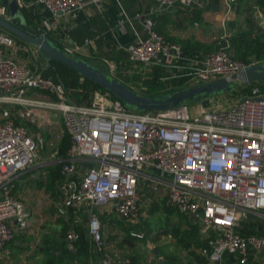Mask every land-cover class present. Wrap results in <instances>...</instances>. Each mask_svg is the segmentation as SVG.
I'll return each mask as SVG.
<instances>
[{"label": "built area", "instance_id": "built-area-1", "mask_svg": "<svg viewBox=\"0 0 264 264\" xmlns=\"http://www.w3.org/2000/svg\"><path fill=\"white\" fill-rule=\"evenodd\" d=\"M14 1L20 10L42 14L32 29L39 33L33 35L45 33L63 53L77 57L91 41L80 44L72 39L76 14L90 15L93 7L103 11L107 0ZM199 1L154 0L149 12L121 6L117 26L134 38L113 49L126 51L142 78L130 87L140 93L147 90L143 80L154 77L156 69L170 90L175 81L184 86L210 82L259 63L235 59L228 46L186 52L158 32L150 17ZM220 1L227 12L240 3ZM0 17L16 24L1 1ZM40 55L36 46L0 26V253L14 240L16 227L29 224L25 204L14 191L18 174L47 161L61 164L57 215L70 223L67 248L75 251L79 238L69 221L73 209L88 218L90 243L100 255L96 264L132 263L127 256L107 251L101 216L113 211L128 222H138L148 188L163 190L167 205L197 226L203 242L198 251L209 264H247L264 253V86L253 82L248 91L240 83L225 96L226 104L217 95L209 104L198 103L194 111L183 103L137 112L108 91L95 90L89 103H76L62 82L40 72ZM104 62L111 70L118 67L111 59ZM54 117L61 120L60 129L55 128ZM45 133L50 134L48 139ZM65 133L71 143L62 158L59 143ZM253 227L260 234L243 232ZM131 235L143 237L138 232Z\"/></svg>", "mask_w": 264, "mask_h": 264}, {"label": "crops", "instance_id": "crops-1", "mask_svg": "<svg viewBox=\"0 0 264 264\" xmlns=\"http://www.w3.org/2000/svg\"><path fill=\"white\" fill-rule=\"evenodd\" d=\"M153 5L154 0H120V3L117 0H107L104 3L103 11H99L97 7H93L90 9L92 11L90 15L87 11L78 12L73 20V30L81 26L96 32L94 38H89L91 43L81 56L94 59L92 57L93 55L99 61H103L113 55L122 57L124 59L120 58L115 60L118 63V67L115 70L108 68L109 71L123 82L130 84L132 81H135L138 84V80L134 79L135 76L139 77L138 69H135L129 61L127 52L113 49L117 44L128 45L134 38L131 33H123L117 24L121 17V6L130 12H149ZM255 6L253 2L245 4L242 6L244 9L239 12L240 4L238 3L232 11L227 12L220 0H200L199 3H193L190 6L177 4L168 10L150 14V17L156 21V27H159L162 34L168 40L170 39V41L173 39H182L211 45L216 41L219 30H223V33H220V35H232L242 28L249 30L252 26L254 28V36H264V7L259 6L261 9L257 11ZM198 13L200 15L199 18H197ZM44 14L49 15V12L45 10ZM40 17H42V14ZM249 17L251 21H247ZM31 28L33 29L34 27L31 26ZM72 39L80 43L73 38V35ZM58 119L54 117L55 124H58ZM60 128L56 126V129ZM54 164L56 162L53 161L35 164L18 174L15 180L14 191L18 198L25 204L28 211L29 224L25 229L16 227L15 239L9 242L10 244L0 253V264H27L33 261V255H35L36 264H42L45 258L43 257L44 249L42 252L40 251L45 246V237L51 235L60 241L63 240L54 231L52 232L51 230L43 228L40 232L43 235L42 241L44 242V246L41 244L38 248L31 246L28 250L26 249L24 251L23 249L25 243L22 242L24 240L22 234H25L24 232L27 228L28 232L34 236L36 224L49 223V221H56L57 219L61 220V217L57 215V192L61 178L56 181V184H53V182L50 184V178L48 177L50 172H52L51 168L54 167ZM143 193L142 201L144 207L151 206L154 202H156V207H160L164 203L163 211L166 213V217H171L175 222L171 223L172 225L168 228L160 231V238L158 240V237L156 238L153 235L154 233H150V228L147 227V224L146 226L142 224L148 222L150 218H147L151 217V213H147V210L150 211V209L147 207L144 210L143 207V213L138 222L131 223L123 220V223H120V235L113 240L107 239V251L114 256H127L131 258V264H209L207 258L198 251V248L203 245V242L198 233L197 226L192 224L187 217L180 214L173 207L167 205V198L163 190L152 191L148 188ZM151 211L153 212L155 210ZM158 211L159 215H163L162 209H158ZM112 212L105 213V215L109 216L108 220H112V223L117 219H122L116 212ZM69 218L71 224L78 225L77 222H81L80 224L88 231V218L86 215L71 211ZM64 219L67 221L66 218ZM139 224H141L140 229L133 228ZM32 225H35V227L33 226L32 228ZM105 226V223H103V228ZM192 227L197 228V232L193 231L191 229ZM128 230L141 233L143 237L131 239L127 235ZM122 233L127 236L126 240L131 242L134 247L137 240L145 237H152L153 245L148 244L151 241L148 239L147 245H143L142 251L137 249V247L131 251L128 246L132 245L123 242ZM19 236L20 239H17ZM199 242L200 244L198 245ZM36 249L37 253H34ZM17 252H20V256L23 254L21 256V262L15 261ZM144 252L152 254L145 256L143 254ZM99 258L98 255L96 260L92 261L91 259L89 263L96 264ZM263 258L264 253L259 254L257 259L247 264H262Z\"/></svg>", "mask_w": 264, "mask_h": 264}, {"label": "trees", "instance_id": "trees-1", "mask_svg": "<svg viewBox=\"0 0 264 264\" xmlns=\"http://www.w3.org/2000/svg\"><path fill=\"white\" fill-rule=\"evenodd\" d=\"M252 1L257 5L264 7V0H240L239 12L244 9L242 8L243 5L252 3ZM21 14L24 17V22H22L20 18H15L16 24L20 26L23 30L28 31L31 34H38L39 32L33 31L31 26L36 28V26L38 25V21H40L39 14L35 13L34 11L31 12L25 9L21 10ZM199 16L200 15L198 13L197 18H199ZM247 21H251L250 17L247 18ZM156 29L158 30V32L162 34V32L159 30V27H156ZM72 35L74 39H76L80 43H83L84 40L86 39L94 38L96 32L86 27L80 26L72 31ZM171 41L180 43L186 52H199V51L209 52V51L217 50L222 46H228L227 50L232 54V56L235 59L249 63L250 61H252L253 58H255L259 62H264V36L261 35L254 36V28L252 26L250 27L249 30L247 28H242L238 32L232 34L227 39L216 40L211 45H206L199 42H191L190 40H182V39H173ZM57 45L59 49L62 50L61 45H59L58 43ZM40 57L42 58L43 61L42 67L40 68V72H42V74L46 77H52L54 80L58 82H62L66 87V89L70 91L71 99L76 103H84V101L86 103H89L91 100L92 92L95 90L110 92L109 90L105 89L95 81L81 75L74 69L60 63L59 61L51 60L47 64L44 57L42 55H40ZM78 57H82L87 61H89L90 63L99 67V64L96 62V60L95 62H93L92 59L90 58L84 56H78ZM159 76H160V69H156L154 77L146 78L143 80V84L147 87V90L143 91L142 94L156 96L184 86V84H182V81H175L174 84L176 85V87L170 90H166V84L159 79ZM134 79L141 80L142 78L139 75V77L135 76ZM126 84L129 85V83ZM252 84L253 82L246 84V86L245 85L244 86L249 91L251 89ZM260 84L264 86V83H260ZM112 96L114 98H118L113 94ZM45 137L46 139H48L50 137V134L45 133ZM70 143H71L70 135L68 133H65L63 139L59 143V154L62 158L66 157ZM60 168H61V164L59 163L54 164V167L51 168L52 172H50V174L48 175V177L50 178V184L52 182L53 184H56V181L59 178H61ZM71 211L73 212L74 210L71 209L70 212ZM101 218L103 221H106L107 216L104 214L101 216ZM62 221L67 224V221L64 218L62 219ZM243 225L245 226V224ZM75 228L79 233V238L75 242L76 245L75 251L67 248V243H66V235L68 229L67 227L63 229V235L65 238L61 241L51 235H47L45 237L44 240L45 247L43 250L45 254V258L42 264H89L92 257L95 258V260L97 259L96 254L92 253L88 232L85 230V228L82 225L79 226L75 225ZM133 228L140 229L141 224L136 225ZM191 229L197 232V228L192 227ZM130 232L131 231L128 230L127 232L128 237H130L131 239L139 238V237L137 238V236L131 235ZM243 232L260 234V231H258L255 227L251 229H244ZM199 244L200 242L198 243V245Z\"/></svg>", "mask_w": 264, "mask_h": 264}, {"label": "water", "instance_id": "water-1", "mask_svg": "<svg viewBox=\"0 0 264 264\" xmlns=\"http://www.w3.org/2000/svg\"><path fill=\"white\" fill-rule=\"evenodd\" d=\"M0 1L9 7L14 18H20L24 22L21 10L14 0ZM0 26L9 30L18 38L36 46L47 64L51 60L59 61L109 90L127 106H133L140 111L167 110L186 103L188 100L209 104L210 99L221 93L233 91L237 84L264 83V62H259L246 66L239 73L232 76L183 86L156 96L145 95L136 91L113 74L108 75L102 68L97 67L86 59L66 55L59 49L56 41L45 33L33 35L2 17H0Z\"/></svg>", "mask_w": 264, "mask_h": 264}, {"label": "rangeland", "instance_id": "rangeland-1", "mask_svg": "<svg viewBox=\"0 0 264 264\" xmlns=\"http://www.w3.org/2000/svg\"><path fill=\"white\" fill-rule=\"evenodd\" d=\"M253 2V1H252ZM253 4H255L254 2H253ZM219 16V15H218ZM217 16V17H218ZM243 19V18H242ZM243 22L245 23V21H244V19H243ZM218 24V23H217ZM216 24V25H217ZM216 28V27H215ZM221 29V28H220ZM220 33H223V30H219V32H218V36L220 35ZM92 57H94V59H92V61L93 62H95V60H96V62L99 64V68H102L103 70H104V72L105 73H107L108 75L109 74H111V72L109 71V66H106L105 65V63L101 60V61H98L97 60V58H96V56H93L92 55ZM99 58H101V56H99ZM107 58H109V59H111V60H113V61H115V60H117V59H120V58H122V57H117V56H110V57H107ZM122 59H124V58H122ZM255 59V58H254ZM41 61H42V58L40 57V63H41ZM113 74V73H112ZM114 75V74H113ZM115 76V75H114ZM239 85L240 84H237V86L236 87H238L239 88ZM235 87V88H236ZM230 92H232V91H229V92H224V93H221V94H219V95H221V100L226 104L227 103V100H226V98H225V96L228 94V95H230ZM223 97V98H222ZM74 98V97H73ZM75 99V98H74ZM84 103H86L85 101H84ZM189 106H191V108H192V110L194 111V109H195V107H196V105L198 104V103H201V102H198V101H195V100H188L187 102H186ZM129 107V109L130 110H134V111H137V112H139L140 110H138V109H136L135 107H133V106H128ZM1 112V111H0ZM58 121V124H55V128H56V126L57 127H61V120L60 119H58L57 120ZM53 126H52V131H55L56 129H55ZM165 204L163 203V205L162 206H160V207H156V202H154V203H152V205L151 206H147L149 209H150V211H148L147 210V213L149 212V213H151V217H148L147 219H149L148 220V222H144V223H142L143 225H145L146 226V224H147V227H149L150 228V233H154L153 235L154 236H156V238L158 237V240H159V238H160V231L162 230V229H164V228H168L169 226H171L172 224L171 223H173V222H175V221H173V219L171 218V217H166V213L163 211L164 209V206ZM147 207H144V210H145V208H147ZM103 209V208H102ZM158 209L160 210V209H162V214L163 215H159V211H158ZM143 210V209H142ZM151 210H155V211H151ZM107 216V218H106V221H103V223H105V227H104V232H105V234H106V236L108 237L107 239L108 240H113L115 237H118V235H120V223H123V220L124 219H117L116 221H114V223H112L111 221L112 220H108L109 219V216L108 215H106ZM62 219H63V217H61V220H56V221H49V223H43V224H39V225H37L36 224V227H35V225H32L31 227L33 228V226L36 228L35 229V235L33 236L31 233H29L28 232V228L26 229V231L24 232L25 234H22L23 236H24V240H22V242H24L25 243V247L23 248L24 249V251L27 249H30V247L31 246H36L37 248H38V246L39 245H43L44 244V242L42 241L43 239H42V237H43V235H42V232H40V230L41 229H43V228H46L47 230H51L52 232L54 231L56 234H58V236L61 238V239H64L65 237H64V235H63V229L65 228V227H67V228H69L70 227V223L67 221V224L66 223H64L63 221H62ZM125 221V220H124ZM146 221V220H145ZM143 222V221H142ZM78 223V225H81L79 222H77ZM116 227H117V230H116ZM122 231V230H121ZM117 232V233H116ZM126 238H127V236H125V234L124 233H122V239H123V242L124 243H127L128 245H132V243L131 242H129V241H127L126 240ZM15 239V238H14ZM17 239H20V236L17 238ZM151 240L150 241V243H148V244H150L151 246L153 245V239H152V237H148V238H140L139 240H137L136 241V244H135V247H137V249H139L140 251H142L143 250V245H147V240ZM107 240V241H108ZM156 240V239H155ZM10 243H8L7 245H9ZM6 245V246H7ZM44 246V245H43ZM45 247V246H44ZM129 248H130V250L131 251H133V249L135 248L133 245L132 246H128ZM44 248H41V251L40 252H42V250H43ZM91 250H92V253L93 254H96V258H97V256L99 255V253H97V252H95L94 251V249H93V246H92V244H91ZM37 253V249L34 251V253ZM130 254V253H129ZM145 256H147V255H150V254H152V253H148V252H144L143 253ZM23 254H21V256H22ZM21 256H20V252H17L16 253V255H15V261H17V262H21L20 260H21ZM34 256V258H33V261H31V262H29V263H27V264H36V261H35V255H33ZM41 257V256H40ZM39 257V258H40ZM43 257H45V255H44V252H43ZM99 257H100V255H99ZM95 260V258H93L92 257V261H94ZM90 264V263H89Z\"/></svg>", "mask_w": 264, "mask_h": 264}]
</instances>
